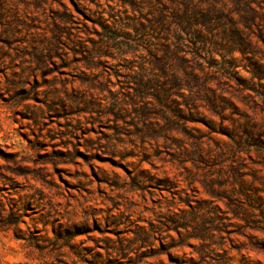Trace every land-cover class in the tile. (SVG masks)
<instances>
[{
    "label": "rangeland",
    "instance_id": "obj_1",
    "mask_svg": "<svg viewBox=\"0 0 264 264\" xmlns=\"http://www.w3.org/2000/svg\"><path fill=\"white\" fill-rule=\"evenodd\" d=\"M148 1L156 5L0 0V264H264V144L251 146L254 139L246 136L264 138L259 106L213 79L221 99L216 115L207 101L197 109L164 108L166 123L158 110L147 121L132 112H119L120 120L107 114L113 100H128L135 91L129 76L147 65L153 50L138 41L139 24L151 26L158 6L175 16V0ZM256 1L261 12L264 0ZM217 24L213 34L229 29ZM234 27L248 33V48L210 56L233 59L249 78V61L264 60V22ZM154 37V44L168 41V35L166 41ZM177 109L194 120L174 117ZM211 119L218 132L209 129ZM226 133L243 136L240 144ZM216 144L229 149L205 165L199 155ZM236 147L244 152L237 159ZM235 173L244 185L236 182L232 190L247 196L222 198ZM231 201L246 211L236 215L226 205ZM189 204L201 212L221 208L207 254L197 252L201 241L186 238L184 229L140 241V228L160 226L168 214L182 216ZM249 209L256 217H248Z\"/></svg>",
    "mask_w": 264,
    "mask_h": 264
},
{
    "label": "trees",
    "instance_id": "obj_2",
    "mask_svg": "<svg viewBox=\"0 0 264 264\" xmlns=\"http://www.w3.org/2000/svg\"><path fill=\"white\" fill-rule=\"evenodd\" d=\"M157 2L158 4H162L159 0ZM172 2L175 3L173 6L175 16L172 19L166 14L169 10L168 7L165 6L164 9L158 6L156 17L151 21V26H141L142 24H139L141 28L138 31V35H140L138 41L145 47L149 46L153 48V50L145 48L149 53V58L146 59L147 65L143 64L137 75L129 76V83L135 85L133 88L135 91L132 94H127L129 96L128 100L125 97L113 100L108 106L110 108H107V114L117 117L119 112L123 114L132 112L137 119L147 121L151 118L152 110H158L166 123V121H170V118H168L164 108H175L177 105H186L191 109H197L201 106L198 104L199 102L207 101L210 114L216 115L213 111H216L221 99L218 95L214 94L216 90L211 84L213 79L223 81L224 84L229 85L236 92L240 93L244 99L248 98L251 103L259 106L264 111V60L249 61L247 67L250 70L247 71L245 69L251 75L248 78L236 70L238 64L233 59H231V62L225 58L219 60L215 56H210V53H218L221 49L226 50L228 53L242 51L241 49L244 48L247 49L248 33L244 31L239 33L232 29H235L234 26L236 28L243 26V30L245 28L249 29L252 26L259 27L264 22V7L260 6L262 11L259 12L255 7V4L259 6L256 0H175ZM140 3L141 6L139 4V8H142L145 3L151 4L150 6L156 5V3L149 2L148 0H141ZM139 8L136 6L134 10ZM216 14H220V17H214ZM235 15L239 18L235 24H232L230 20ZM221 21L229 29L225 28L226 30L223 31V34H213V31L217 29V23ZM100 25L102 26V24ZM120 26H116L117 28L115 29L121 30ZM103 28L106 29L104 26ZM261 28L263 27L261 26ZM107 30L111 32L112 28H107ZM154 34L155 37L153 36ZM175 34L186 35L188 38L179 39ZM163 35H168L166 44H154L150 39L154 37L159 41H166L167 38L163 37ZM144 36H146V39H143ZM104 37L108 36L103 35L102 38L104 39ZM260 37L264 41V35L262 34ZM170 39H174L175 41H170ZM101 44L106 48L111 47L110 44L107 45L108 42L106 41H102ZM180 91H187L188 93L181 94L179 93ZM202 93L204 96L201 95ZM176 96H180L182 102H178L175 99ZM111 108L117 112H113V110H110ZM173 112L174 117H182L188 121L194 120L192 117L186 118L185 116H181L183 110L177 109ZM157 115H159V112ZM117 120H120V118L117 117ZM215 124L216 122L213 119L207 124L212 132H218L216 128L217 124ZM226 135L235 141L236 146L240 144L243 138V136H234L229 133H226ZM238 136L240 140H238ZM246 136L251 140L254 139L253 143H249L251 146L264 144V138L262 139L259 134L248 132ZM228 149V144L224 147H220V144H216L214 148L209 146L202 156L199 155V159L205 165H214L216 163L215 160L220 159ZM0 153L5 154L1 148ZM243 153V150L236 147L234 156L237 159ZM234 164H236V161H234ZM238 178L239 175L235 173V181L231 183L233 186L230 190L224 189L223 195H221L222 198L227 197L228 199H232L236 194L238 196L246 195L237 189L232 190V188H235ZM242 179L240 177L239 181H242ZM236 185L242 188L244 184L243 182L242 184L238 182ZM254 195L255 193H250L248 197L253 198ZM226 205L236 215H239L242 210L246 211V208L242 204H235L231 201ZM189 206L191 207V211L184 212L182 216H178L177 214L164 216L163 219L165 220L161 222L160 226L153 225L148 228H140L138 234L140 241L148 243L155 239L156 235H161L163 232L184 229L188 231L186 238H194L201 241V247L198 248L197 252L202 255L207 254L210 250L208 243L213 244L211 238L213 233L217 231L214 226L216 222L215 216L221 208L216 207L215 209L207 206L201 212L200 207H192L191 204ZM251 207L253 210L256 209L254 206ZM253 210L249 209L247 211L248 217H256L253 214ZM261 217L263 219L264 210ZM180 220L183 221V224L179 222ZM262 225L261 229L264 230V224ZM160 242L163 243L164 241L160 240ZM193 262L200 264L198 261ZM106 264L113 263L109 262ZM134 264H139V262H135Z\"/></svg>",
    "mask_w": 264,
    "mask_h": 264
}]
</instances>
